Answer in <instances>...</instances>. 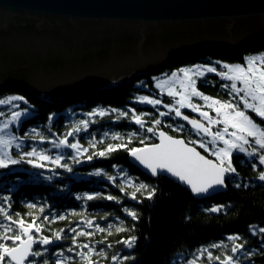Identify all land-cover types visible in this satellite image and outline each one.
Masks as SVG:
<instances>
[{
	"label": "trees",
	"instance_id": "obj_1",
	"mask_svg": "<svg viewBox=\"0 0 264 264\" xmlns=\"http://www.w3.org/2000/svg\"><path fill=\"white\" fill-rule=\"evenodd\" d=\"M263 50L264 42L249 48L246 53ZM207 58L238 57L206 50L183 55L171 61L161 72L204 63ZM155 75L150 73L139 76L132 83L111 91L81 92L60 102H52L28 89L13 85L0 92V99L22 97L23 100L13 101L12 104H18V110L30 111L20 122L19 128L14 127V133L19 139L41 142L39 137L42 135L45 137L43 148H51V140L59 142L69 137L87 149L77 156L80 163L73 161L72 157L75 156L72 150L63 152L68 156L62 163L68 164L72 168L71 172L53 164H47L45 168H34L26 159L16 164L15 168L10 165L0 169V207H5L14 218L17 213L20 214L27 222L36 217L37 223L42 225L40 235L54 238V234L60 232L62 236L61 240L53 239L50 245H38L36 250L41 251L42 255L32 257L26 264H44V261L56 264L57 260L61 264H84L77 255L80 251L87 252V249L77 247L84 243L94 247L95 251L90 255L96 264H181L194 259L198 264H218L215 260H208L207 252L203 255L200 253L207 249L214 257L223 258L225 255H233L230 249L234 243H243L244 250L254 253L246 261L242 259V252L235 254L239 264H264V233L259 232L264 227V182L258 179L259 172L264 169L258 160L235 154L232 165L236 174L232 179L227 178V192L197 200L171 179L146 175L130 161V152L124 148H118L106 157L93 156V159H87L89 155L105 150L109 144H127L131 149L155 142L156 136L146 132L148 127H163L170 134L182 136L187 141L197 140L198 136L192 127L177 119L166 117L160 125H154V120L161 117V108L148 104L140 106L135 102L138 95L156 96L159 93L154 85ZM198 88L223 101L231 98L230 92L222 88L218 81L200 79ZM163 100L164 103L169 102L166 97ZM100 109L106 112L103 115L95 114ZM0 110V119L9 117L14 111L9 106H2ZM143 111L144 115L141 114ZM135 115L142 116L141 119L146 121L144 128L135 124ZM252 117L261 125L264 124L260 118ZM81 121L88 122L87 129L80 124ZM179 124L184 125L183 131H174ZM78 125L81 130L73 136H67ZM132 133L136 135L130 140ZM114 136L119 138L113 139ZM141 140H144L143 144ZM97 172L99 176L95 175ZM141 183L148 188L137 192L136 200L131 199V194ZM237 183L240 187H236ZM151 189H155V194L147 199ZM87 195L102 198L89 201ZM108 195L115 199L103 198ZM5 197H8L7 202ZM28 204H34L36 208L30 210ZM215 205L220 208L217 213L210 211ZM40 208L44 211L41 212ZM125 208L136 211L139 218L133 220L124 211ZM45 216L48 220L44 219ZM59 216L65 219L60 220ZM88 221L92 222V227L88 226ZM0 223H7L2 214ZM96 225L105 231H97ZM109 225L112 227L109 228ZM117 227L125 231L117 232ZM72 228L90 231L94 235L76 236L70 231ZM74 236L76 245L73 244ZM131 236L137 237V240L134 247L129 249L121 241ZM232 236L239 239L229 240ZM8 243L11 244V241ZM212 245L219 247L214 248ZM69 248L73 251L69 252ZM101 249L104 251L103 256L99 255Z\"/></svg>",
	"mask_w": 264,
	"mask_h": 264
},
{
	"label": "water",
	"instance_id": "obj_2",
	"mask_svg": "<svg viewBox=\"0 0 264 264\" xmlns=\"http://www.w3.org/2000/svg\"><path fill=\"white\" fill-rule=\"evenodd\" d=\"M261 41L264 0H0V92L13 85L56 101L118 88L186 54Z\"/></svg>",
	"mask_w": 264,
	"mask_h": 264
},
{
	"label": "snow or ice",
	"instance_id": "obj_3",
	"mask_svg": "<svg viewBox=\"0 0 264 264\" xmlns=\"http://www.w3.org/2000/svg\"><path fill=\"white\" fill-rule=\"evenodd\" d=\"M225 72L219 73L223 79L230 81V85H223V87H230L231 98L227 101H221L212 97L203 95L196 88V79L194 76L202 77L204 72L200 70V66L196 69L181 68L179 70L182 73L183 78L179 79V90L172 85L177 81V73H171L168 79L160 80L156 83V88L161 92L165 91L167 86V95L175 98L179 96V99L175 100L177 105L175 108L170 105H164L169 109L168 113L161 112L160 116L169 115V113H175V117H182L184 121L192 126V130L201 139L189 140L187 143L183 139L174 138L171 135L166 134L164 131L158 132L159 143H153L150 146L142 148L127 147V144L112 145L109 144L103 151L93 153L87 157L88 160L93 159V156L106 157L108 154L116 151L118 148H124L130 152V155L143 165L146 169L150 170L153 176L170 174L171 177L177 178L179 182H182L188 186L193 193L198 195L210 196L216 191L218 187L226 186V178L232 179L236 174V169L232 165V157L234 152L246 153L248 156L256 155L257 149L253 148L252 152H247L246 145H250L252 141L258 146L260 150H264V125L258 124L248 113L252 112L258 116L261 121H264V55L247 57L244 65H224ZM207 72H216L215 68H207ZM196 97L203 100L207 108L215 111L216 117L213 118L208 111L202 110V106L192 102V98ZM238 98V101H237ZM23 100L22 97L12 96L8 99H0V105H10L13 101ZM140 102L147 103L149 105H159L161 100L150 99L147 96L140 97ZM242 105V107H241ZM188 108L194 113H198L207 123H202L196 118H189L187 115H183L181 109ZM27 110H25L26 112ZM103 111L99 115H103ZM2 115V113H0ZM20 111H14L12 113V120L17 121L21 117ZM125 115V113H121ZM51 119V118H50ZM133 120L136 125L143 127L144 121L140 116H133ZM84 129H87L88 122L81 121ZM161 124L160 119L154 120V125ZM223 124L222 129L212 131L213 125ZM9 127V123H4L0 127V132H3ZM172 127V125H169ZM232 129L230 132L229 129ZM184 125H177L174 131H183ZM81 130L78 125L72 131L67 133V136H73L74 133ZM147 133H151L153 136H157V131L154 127H148ZM136 133H132L130 140ZM208 137L211 140L205 142ZM27 138V137H25ZM41 141L45 140L44 136L39 137ZM118 136H114L113 139H118ZM15 137H5L0 135V169L8 168L9 165H16L22 160H27V163L34 168H45L46 163L50 162L57 167H63L68 172L72 171V168L62 163L64 157L62 155H56L54 158L45 154L43 151H38L35 147L31 151L23 152L20 159H13L8 149L13 144ZM217 142L222 143L223 146H217ZM144 143V140H141ZM198 144L199 148L205 152H210L216 159L206 158L202 155L197 148L190 145ZM61 146L75 150L77 153L81 151H87L83 149L79 142L69 143L67 137L59 140V143L55 144L56 148ZM94 146V145H93ZM16 148H21L20 143H16ZM75 163H80L77 157H72ZM258 162L260 165H264V154L258 156ZM252 167H256L255 164ZM232 174V175H227ZM95 175L99 176L97 172ZM50 179V178H49ZM111 179V177H110ZM259 181L264 182V171H260L258 175ZM247 186V185H245ZM236 187H240V184H236ZM148 188L147 185L141 183L136 188V191L131 194V199L136 200V193ZM121 191H124L121 188ZM155 194V189H151L148 192L147 199H151ZM96 198H102L99 196L87 195V200H93ZM107 200H114L115 197L108 195ZM7 202L8 197L4 198ZM11 207L10 204L7 205ZM28 209L36 208L34 204H28ZM43 212L44 209L40 208ZM128 216L133 220H137L139 217L136 211H129L124 209ZM211 212L215 213L220 211L219 207H212ZM0 214L3 216V220L7 223H0V264H26L30 257H39L42 255L41 251L34 250V245L47 246L53 243L54 240H61L62 236L60 232L54 234V238L49 236L40 235L42 232V225L37 223V218L32 217L31 222H27L20 214H16L15 218L9 214L5 207H0ZM31 213H29L30 215ZM48 220V217H44ZM60 220H64V216H59ZM88 226L92 227V222L88 221ZM112 226L109 225V228ZM96 229L99 232H104L105 229L96 225ZM76 236L91 237L93 232L77 231L76 228L70 229ZM117 232L125 231L122 227L116 228ZM260 233H264V227L259 229ZM111 234V233H109ZM239 239L237 236L229 237V240L236 241ZM137 237L131 236L121 241L127 248L131 249L136 243ZM11 241V244L8 242ZM73 244L76 245V237H73ZM111 245H109L110 247ZM80 249H87V252H77V255L81 257L84 264H96V261L92 260L91 253L95 251L94 247L89 243L77 245ZM212 247H219V245H212ZM226 247V246H225ZM69 252L73 251L72 248L68 249ZM233 255L213 256L207 249L203 250L200 255L207 252L209 261L215 260L218 264H239V258L235 254L242 252L244 256L250 257L253 252L244 251L243 243H234L230 249ZM99 255L103 256L104 251L101 249ZM198 258V257H197ZM113 259H116L113 257ZM128 259V257H125ZM44 264H48L44 261ZM56 264H61L60 260L56 261ZM188 264H196V260H191Z\"/></svg>",
	"mask_w": 264,
	"mask_h": 264
},
{
	"label": "rangeland",
	"instance_id": "obj_4",
	"mask_svg": "<svg viewBox=\"0 0 264 264\" xmlns=\"http://www.w3.org/2000/svg\"><path fill=\"white\" fill-rule=\"evenodd\" d=\"M264 41H261V42H258V43H255V44H253V45H250V46H248L246 49H244L243 51H241V52H235V53H233V54H231L232 56H237L238 58L237 59H225V58H222V59H218V58H207L205 61L206 62H204V63H202V62H198V63H195V64H192V65H187V66H184V67H182V68H189V69H196V67L197 66H200V70L201 71H203L204 72V75L202 76V77H198V76H194V78L196 79V88H197V90L198 91H200L203 95H206V96H209V95H207V94H205L203 91H201V89L200 88H198V82H199V80L200 79H207V80H211V81H218V82H220V85L222 86V88H224V89H227L229 92H230V87H223V85H230V81H227V80H225V79H223L222 78V76L221 75H219V73H222V72H225L226 71V69L224 68V65H229V66H232V65H237V64H240V65H244L245 64V61H246V58L247 57H251V56H260V55H264V50L263 51H259V52H248V53H246V51H248L249 50V48H251V47H253V46H256V45H258V44H261V43H263ZM206 50H209V49H206ZM206 50H204V51H206ZM204 51H201V52H195V53H202V52H204ZM210 51H216V50H210ZM216 52H219V53H222V52H220V51H216ZM223 54V53H222ZM229 55V54H228ZM167 67V66H166ZM209 67H212V68H215L216 69V72H207V68H209ZM181 69V68H180ZM180 69H174V70H172V71H165V72H161V71H163V70H161V71H159V72H155L157 75H155L154 76V85H155V88H156V83L157 82H159L160 80H165V79H168L170 76H171V73H173V72H176L177 73V81H176V83L175 84H173L172 86L174 87V88H176L177 90H179V79H182L183 78V76H182V73H180L179 72V70ZM161 72V73H160ZM214 77V78H213ZM135 80V79H134ZM133 80V81H134ZM132 81V82H133ZM131 82V83H132ZM128 84H130V83H128ZM128 84H124L123 86H125V85H128ZM123 86H120V87H123ZM120 87H118V88H120ZM114 89H116V88H114ZM158 91H159V93H157V95L155 96V95H146V94H143V95H138L137 96V98L135 99V102L138 104V105H140V106H146L147 105V103H142V102H140V97H142V96H147V97H149L150 99H159V100H161V104H159V105H149V106H153V107H158V108H161V109H159V111L160 112H165V113H168L169 112V109L168 108H166L164 105H170L171 107H173V108H175L177 105L175 104V100L176 99H179V96H176L175 98H173V97H169L168 95H167V86L165 87V91L164 92H161V90L160 89H158V88H156ZM112 89H110V90H93V91H83V93H85V92H101V91H111ZM152 92H155L153 89H150ZM81 93V92H80ZM37 94V93H36ZM77 94H79V93H77ZM77 94H74V95H77ZM37 95H39V94H37ZM165 95V96H164ZM39 96H41V95H39ZM71 96H73V95H71ZM41 97H43V96H41ZM67 97H70V96H67ZM67 97H64V98H62V99H59V100H56V101H54V100H50V101H52V102H60V101H62V100H64V99H66ZM164 97H166V100L167 99H169V102L168 103H164ZM209 97H211V96H209ZM43 98H46V97H43ZM163 98V99H162ZM212 98H214V97H212ZM46 99H48V98H46ZM214 99H218V98H214ZM219 100H221V99H219ZM221 101H223V100H221ZM237 101H238V98H237ZM192 102H194V103H197V104H199V105H201L202 106V110H204V111H208L209 112V114L213 117V118H215L216 117V113H215V111H213V110H211V109H209V108H207V106H206V104H205V102L203 101V100H200L199 98H196V97H193L192 98ZM5 107V106H9L10 107V109L12 108V109H14V111H20L21 113H22V115H21V117L19 118V120H17V121H13L12 120V113L14 112H11V115L9 116V117H7V118H2V119H0V127H2L3 126V124L4 123H9V127L7 128V129H5L3 132H0V135H3V136H5L6 138L7 137H15L16 139L14 140V142H13V144L10 146V148L8 149V152H9V154H10V156L13 158V159H20V156H21V154L23 153V152H26V151H31L32 150V148L33 147H35L38 151H43V152H45V154H47V155H49V156H52L53 158L56 156V155H62L63 157H64V159L63 160H66L67 158H65L66 156H68L67 154H63V152L65 153V151H67V150H72V154L75 156V157H77L78 155H82V153L81 152H79V153H77L75 150H73V149H69V148H67V147H63V146H61L60 148H56L55 147V143L56 142H58V141H54V140H51V144L53 145L51 148L50 147H48V148H43V141H41V142H35V143H33V142H31V141H27V140H25V141H23V140H21V139H19L18 137H17V135L14 133V127L15 128H19V125H20V122L23 120V119H25L28 115H29V112L30 111H28L27 109H16V107H18V104H10V105H0V108L1 107ZM12 106V107H11ZM241 107H242V105H241ZM138 108H136V110H137ZM25 110H27L26 112H25ZM101 111H103V113L104 112H106L104 109H100V110H96V112H95V114H99ZM181 112H182V114H186V115H188V116H192V117H194V118H196V119H198V120H200L202 123H207L206 121H204L203 120V118L202 117H200L199 116V114L198 113H194V112H192L190 109H188V108H184V109H181ZM0 113H2L1 112V110H0ZM142 115H144V111H143V113H141ZM251 117H252V115H254L255 117H257V118H259L258 116H256L255 115V113H252V112H249L248 113ZM252 114V115H251ZM140 117H142V116H140ZM166 117H169V118H171V119H177V120H179V122H182V124H186V125H188V126H190V127H192L191 125H189V124H187V123H185L184 122V120H182L180 117H175V113H174V111L173 112H171V113H169V115H166V116H161L159 119L160 120H162L163 122H164V118H166ZM253 118V117H252ZM256 121V120H255ZM149 123V122H148ZM258 123V122H257ZM145 124L147 125V123H146V121H144V124H143V127L142 128H144L145 127ZM258 124H260V123H258ZM180 125V124H179ZM264 125V124H263ZM224 126H223V124H220V125H213L212 126V131H216L217 129H222ZM159 130H164V131H166V133H168V134H170L166 129H164L163 127H157L156 128V131H157V136H156V141L155 142H153V143H156V142H158L159 141V139H158V131ZM229 131L231 132L232 131V129L230 128L229 129ZM170 135H172V134H170ZM172 136H175V137H182V136H176V135H172ZM182 138H184V137H182ZM185 139V138H184ZM199 139H201V137H199L198 136V138H197V140H199ZM67 140H68V142L69 143H75V142H73L72 140H71V138H69V137H67ZM186 140V139H185ZM211 140V137H208L207 139H206V143L208 142V141H210ZM187 141V140H186ZM188 142V141H187ZM16 143H20L21 145H22V147L21 148H16L15 147V145H16ZM59 143V142H58ZM153 143H150V144H147V145H144V146H141V147H139V148H142V147H145V146H149V145H151V144H153ZM49 145V144H48ZM193 146H195L196 148H198V149H200L201 151H202V153L203 154H205L209 159H213V160H215L216 158L214 157V156H212L211 154H210V152H205L204 150H202L201 148H199V146H198V144H196V145H193ZM217 146H223L222 145V143H220V142H217ZM246 147V150H247V152H252V150H253V148H256L257 149V152H256V155H253V156H248L246 153H239L238 151L237 152H234V154H233V156L235 155V154H241V155H244V156H247V158H249L250 160H258V156L260 155V154H264V150H260L259 148H258V146H256L255 144H254V141H252V143L250 144V145H246L245 146ZM25 149V150H24ZM51 149H53V151L52 152H50V150ZM232 159H233V157H232ZM62 160V161H63ZM130 161L132 162V156L130 155ZM46 163V165L48 164V165H50V164H52V163H50V162H45ZM133 163V162H132ZM134 164V163H133ZM134 165H136V164H134ZM10 166V165H9ZM13 166V168H15V166L16 165H12ZM137 166V165H136ZM138 167V166H137ZM141 171H142V169L140 168V167H138ZM263 169H264V165H263ZM143 172V171H142ZM145 173V172H144ZM146 175H148V176H152V175H149V174H147V173H145ZM227 175H231V174H227ZM156 176H161V177H165V178H168V179H171V180H173L174 181V179H172V178H169V177H166V176H162V175H156ZM156 176H152V177H156ZM175 183H177V184H179V185H181L182 187H184L187 191H189V193L191 194V196L193 197V198H195V199H197V200H203V199H208V198H210V196H208V197H196L195 195H193L192 194V192L190 191V190H188L182 183H179V182H176V181H174ZM226 184H227V179H226ZM227 190H228V185H227ZM227 192V191H226ZM226 192H224V193H226ZM220 194H223V193H220ZM216 195H219V194H216ZM215 196V195H214ZM211 197H213V196H211ZM214 207H218L217 205H215ZM215 213H217V212H215ZM256 230V229H255ZM39 245V244H38ZM38 247V246H37ZM37 247L34 249V250H36L37 249ZM244 251H246V250H244ZM243 258H245V260L244 261H246V260H249V259H251L250 257H246V256H242V259ZM32 259V257L29 259V261ZM181 260H183V258L181 257L180 258ZM28 261V262H29ZM27 263V262H26ZM174 264H176V263H174ZM181 264H188V262H182ZM196 264H198V263H196ZM244 264H249L248 262H246V263H244Z\"/></svg>",
	"mask_w": 264,
	"mask_h": 264
}]
</instances>
